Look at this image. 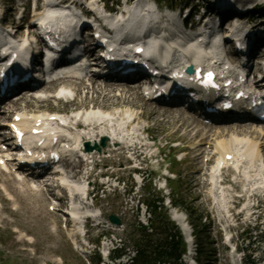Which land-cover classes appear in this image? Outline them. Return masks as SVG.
<instances>
[{
  "label": "rangeland",
  "instance_id": "1",
  "mask_svg": "<svg viewBox=\"0 0 264 264\" xmlns=\"http://www.w3.org/2000/svg\"><path fill=\"white\" fill-rule=\"evenodd\" d=\"M2 1L6 3V6L9 2H14V0ZM156 1H159L157 4L163 9L173 8L177 11L189 0ZM247 1L254 4L259 0ZM13 7L14 6H12V8ZM7 8L5 7L3 10ZM263 11L264 10H257L250 15L253 17L254 22L247 24L248 28H252L260 22L256 17L259 19L260 17L262 18L264 14ZM15 15L17 17V14ZM31 17L32 14L30 18ZM17 21L19 20L17 19ZM242 21L246 23L245 18L242 19ZM259 27L260 28L255 30L254 33L264 31V25ZM22 29H24V27L20 30ZM87 83H89V81H87ZM45 86H50V84ZM51 89V91H53L55 87L51 86ZM141 95L140 93V97ZM84 96L85 91H82L79 96V101H81ZM140 100L138 101V106L143 107L145 111L152 110L154 112L155 110V112H157L159 109L168 108L167 106L157 105L154 102L144 101L143 99L142 101ZM26 103L21 102L18 106H14L13 104L10 106L9 104L8 107H18L17 109L26 117L34 115V113L30 111H40L43 113V111L47 109L48 111L66 113L73 117L78 110L82 109L81 111H84L85 108H90L93 105L90 100L84 107H81V103V106L76 104V108L70 106V103H65L64 100L51 98L44 104L41 103L42 105L37 104L38 107L34 108V110H30ZM27 104L32 108L33 102ZM120 105L124 104L109 106L105 108L104 111H110L116 114L114 119L119 118L121 113H131L135 116L138 112L142 111L139 108H133L131 111H128L129 107L127 108V105ZM150 114L154 115V113L151 112ZM132 127H148L149 136L154 139V142H148V145L152 146L151 150H144L146 151L145 154H140L136 161H131V153L127 152L124 146L115 145L112 148L107 147L102 149L101 152L97 154V160L93 165H87L85 163V173L94 169V176L89 178L88 184L91 188L95 187L96 191L92 196V200L89 199L86 203L81 202V205L82 207L86 206V208H94L96 211L100 210L102 218L107 221L110 215H116L121 220L122 224L120 226L113 225L114 228H116L114 230H111L110 224L108 225L106 223L100 227L87 224L85 230H87L88 233L84 236L81 231L82 225H79V227L76 225L67 226L68 221L64 214L58 210H53V208H60L55 201H52L54 199V194L59 196L60 193L56 191L53 193V196L46 193L38 195L32 192V190L31 193H27V188L25 186L23 188V185L17 180L18 178H16L15 175L13 177H8L6 173L0 174V264H96L97 254L102 256L100 264H112L109 258L107 260L108 262H105L106 257L104 255L107 250H109L110 255H112L117 249H120L121 253L122 251L126 253L118 262H128V258L133 256L135 249V234L140 230V226L149 225L148 220L150 216L146 203L149 202L150 196L148 193L150 187H153L154 192H156L160 198L166 197L164 198L163 205L168 209L170 219L177 226L178 224L176 221L172 219L171 211L173 209L177 210V212L181 213L187 219V224L189 219L186 212H191L195 224L203 229L206 238L204 243H207L206 249L209 247L211 251L209 252L207 261H203L204 264L244 263L243 251L250 248L249 243L247 241L245 242V240L252 235L251 232H253V236L264 237V234H262L264 233V205L252 211L246 209L245 205L243 207L246 210L243 211V214L239 216V218L234 219L229 209H221L209 201L213 194V189H210L209 186L206 188L204 179H209V177H204L202 172L208 174L211 166H205V164L200 163V158L197 157L198 151H200L198 149L203 148L201 151H204L206 150L205 146L209 147V144L199 145L200 143H198L197 139L198 137H204L202 134H205L204 132H207V130L205 128L204 130L197 129L198 134H195V136L192 135L191 139L190 136L184 134V131L181 130L183 128H180V124L176 125V123L171 124L167 121L164 122L162 117L156 119L148 114ZM259 128H261V126ZM132 131L135 132L136 130ZM210 134L211 133H209V135ZM144 136L146 135H143V138ZM210 138L215 137L211 136ZM214 142L217 144L216 142H218V139L215 138ZM114 147H121L124 150L120 151L116 149V153L109 154L108 152L110 149H114ZM185 149H188L187 154L185 152L184 154L179 153L180 151H185ZM234 149L235 147L233 150ZM209 150L206 151L211 154L210 156H219L215 148L210 147ZM262 150L261 148V154ZM183 156H186V159L181 161ZM251 158L252 163L255 162L256 169L260 170L257 165L258 159L254 157V154ZM214 159L215 157L210 159L211 162ZM139 163H141V175L131 171V169L138 167ZM167 170H169L170 173ZM251 171L253 172L254 169H251ZM100 172H108L110 175L114 176L110 186L99 187L108 181V178L100 179L97 177V174ZM257 173L258 174H255V176L262 175V172ZM167 175L168 187L164 189V177ZM119 179L121 180V184L116 187V181ZM233 179L236 180V177H233ZM44 182L45 181H43V183ZM228 182L231 183V181H227L226 183ZM240 183L243 184L241 181ZM71 187L73 186L71 185ZM232 187L234 188V184H232V186H226V188L231 190L227 191V199L231 198L233 195H239V193L233 191ZM28 189H31V187ZM234 189L239 190L236 188ZM242 189L243 188L240 190L241 195L234 197L232 203L239 197L244 196V191ZM171 191L175 192L176 197L174 194H170ZM128 193H131L130 196ZM168 194H170L171 199L174 200L173 206L176 203H182L184 204V208L180 205L181 208L178 206H176L177 208L173 207L167 197ZM157 195L155 196L157 197ZM256 195L258 194H255L254 197H258ZM93 198L96 201H93ZM246 198L247 197L244 196L245 200H242L240 204H245L247 202ZM249 203L255 204L256 201L250 199L247 204ZM227 206L229 208L232 207L231 204H227ZM241 210L243 209L239 207L236 208V212ZM201 218L202 223L206 225H200L199 219ZM189 228L191 229L190 226ZM191 231L193 232V228ZM102 232L105 233L104 235L106 236L98 243V238L101 237ZM229 237L231 240H229ZM253 249L256 261H261L262 263L260 264H264V239L262 242L261 237H259L254 243ZM195 256L194 250L191 259L187 260L186 256H184V264L192 263V261L195 260Z\"/></svg>",
  "mask_w": 264,
  "mask_h": 264
},
{
  "label": "bare ground",
  "instance_id": "2",
  "mask_svg": "<svg viewBox=\"0 0 264 264\" xmlns=\"http://www.w3.org/2000/svg\"><path fill=\"white\" fill-rule=\"evenodd\" d=\"M21 1H25V0H21ZM224 2H226L227 0H222ZM239 1V0H237ZM259 1H264V0H259ZM47 3H52V0H46ZM215 2L219 5L220 2L216 1ZM239 2L241 3H246V5L248 4H253L250 3L247 0H240ZM56 2H53V4H55ZM57 4V3H56ZM215 4V3H214ZM157 6V2L154 0H137L136 3H134L133 5L129 6L128 8V13L127 14H133V15H138V14H144V18H142V21H147L151 19V14H155L156 12V7ZM16 7L14 6L11 9H6L5 12V16L9 15V13H12L13 10ZM94 8L96 7V4L94 5ZM257 9H259V6H257ZM261 9L264 10V8L261 7ZM59 16H61V14H74L73 10L69 7L66 9H59ZM260 10V9H259ZM127 12V11H126ZM238 12H233L230 10L226 11L224 10V14H228L229 17H231L233 14L235 15V17L238 16ZM264 12V11H263ZM126 14V13H125ZM264 17V14L262 16V18L260 17V19L258 17H256L260 22H258L256 24V26L252 27V31L258 30L260 27L259 26H263L264 25V20H262ZM253 18V17H252ZM8 20H10V18H8ZM209 24H213L214 28L217 26V23H215V20H209ZM233 20H230L229 22L226 23V26H230V23ZM8 23H12L14 25H16V27L18 29L25 27L27 22H16L14 19L10 20V22ZM30 23V22H29ZM163 23H158L156 25V27H162ZM57 28H59L57 26ZM180 29V28H179ZM240 30L242 31V34H244V29L241 28ZM19 31V30H18ZM239 31V30H238ZM251 32V31H249ZM156 36V33H153ZM189 35L186 34V32H182L181 37L184 41V45H181V47H184L183 50H185L187 52V54H189L190 56L193 57L194 61H201L204 62L203 59L204 56L201 55V52L203 50H201V48H199L198 46H196L197 48L193 49L192 47L195 46L193 40L189 41L188 37ZM224 38H218L217 37V41H221ZM242 41H245V39H247V45L248 47L253 50L255 48V45L257 43V41L261 40V43L264 44V38L262 39H252L251 38V33H249V36L245 37H241ZM175 46H178L177 44H174ZM171 47H173V44H171ZM218 47L214 48L212 51L211 50H207V52H205L207 55H209L210 53L216 54V57H214V59H216L217 61H219L220 59H222L218 53L217 50ZM206 49V48H205ZM216 61V62H217ZM170 68V66H168L165 70H168ZM167 75V72L165 71L164 76ZM116 79L113 80V77H111V79H100L99 77H95L89 80V83H87L86 81L80 82L75 84V90L77 91L78 94H81L82 91H85V96L84 98L79 101V97L78 99L71 101L70 102V106L76 107V104L81 103V107L86 106V103L89 102L91 100V103L93 104L92 107L90 108H85V110L88 112L89 110L93 109V110H99V111H104L105 108H108L109 106H113V105H117V104H124L127 105L128 111L134 109H140L142 110L141 112H138L135 116L132 115L133 120L128 122V128L127 129H123L122 131H120L118 133V135L120 136H124V137H136V135H139L138 133H143V135H149V129L148 128H138V127H132L135 123H139L140 120H142V118H145L146 115L148 114L149 116H151L152 118H156L159 119V117L163 118L164 122H168V123H176V125L180 124V128H183L181 130L184 131V134H187L188 136H190V138L192 139V135L195 136V134H198L197 129L200 130H204V128L207 130V132H204L205 134H202V136L204 137H198V143H200L199 145H207L209 144V147H206V150H209L210 147L215 148L216 152L218 155H212L209 154V152H207L206 150H203V148H200L198 150V156L200 158V163L205 164V166H208L210 164H213L216 159H220L223 163L224 166H227L228 162L225 160L227 155H231L232 153L234 154V158L237 157V155L234 153L233 148L243 144V146H245L244 148L246 149V153L245 155L249 157L250 159V164L244 163L245 166V170L248 173L251 174H255L258 171H264L263 168L260 167V165L258 164V162H261L264 164V127L259 128L260 126H256L255 124H247V123H232V120L230 119H225L221 122H219L218 125L211 124V125H204L200 120L198 115L194 114V111H190L189 109H183L180 107H176L175 105H163V106H167V109H159L157 112H154L152 110H144L143 107H139V100L142 101V99L144 101H146V97L144 96L143 92L142 95L140 97V90L135 89V88H128L123 84L117 83L115 81ZM30 86H28L29 88ZM87 88V89H85ZM19 90V88H17ZM15 89V90H17ZM51 90V85L50 86H45L44 84H38L36 87H31L30 91L25 92L26 95L25 96H21V94L15 95V97H19V100L12 102L14 104V106L20 105L21 102L23 103H31L32 104V108H30V106L26 103L27 107L30 110H34V108H37L38 105H42L44 104L46 101V99L44 98H38L39 94H45L47 92H49ZM117 93V95H116ZM23 94V93H22ZM65 95H67L66 93H64ZM21 96V98H20ZM80 96V95H79ZM33 100V101H31ZM89 100V101H87ZM150 101V100H147ZM42 103V104H41ZM88 104V103H87ZM124 105H120V106H124ZM98 107V108H97ZM80 108V107H78ZM160 108V107H159ZM195 109V108H194ZM78 110V109H77ZM82 110V109H81ZM48 111V109L46 110ZM80 111V110H78ZM34 113H39L38 111H31ZM154 113V115L150 114ZM106 113V112H104ZM191 113V114H188ZM156 114V115H155ZM116 117V114H113ZM42 115L37 114L33 117H36L37 119L39 118H43L41 117ZM120 117L117 118L116 121H118L119 123L121 122V120H124L123 118V113H121L119 115ZM71 122L70 124H74V119L73 117L70 118ZM37 122L36 119L33 120V122ZM32 122V121H31ZM26 123H30V120L27 119ZM2 124V119H0V125ZM25 124V123H24ZM200 124V125H199ZM223 124V125H222ZM229 125V126H227ZM76 127H80V129H82L83 131H85V133H87V135H90L91 138H93V136L97 135V137H100V133L105 132L108 125L106 122H102V123H86L85 121H80L78 123H76ZM121 128V127H120ZM122 129V128H121ZM132 130H136L135 133L131 132ZM5 131V130H4ZM116 132V130H115ZM2 133V131L0 132ZM209 133H211L209 135ZM108 137V142L109 145L107 146L108 148H110V144L114 142L115 138L110 135V133H104L102 135V137ZM211 136H214L215 138L218 139V142H216L217 144H215L214 140L215 138H210ZM139 137V136H138ZM3 138V137H2ZM119 138V137H117ZM140 142H138L137 144H134L135 146L132 148V152L134 153V155L139 158L140 154H144L145 151L144 149L146 148V150L148 149V143L145 139L143 138H139ZM203 139V140H202ZM119 140V139H117ZM116 146L119 144L118 141H115ZM239 147V146H238ZM262 150V154L260 149ZM116 149L123 151L124 149L121 147H114V150L112 151L113 153H116ZM196 150V149H193ZM188 149H185V153L187 154ZM210 151V150H209ZM215 152V153H216ZM112 153V154H113ZM97 154V153H96ZM208 154V155H206ZM254 154V157L256 159H258L257 165L260 168V170L256 169V165L255 162L252 163V158ZM213 157H215V159L211 162L210 159H212ZM207 159V160H205ZM205 160V161H204ZM106 161V160H105ZM62 166L64 172L71 178L74 180H80L82 178L85 179V173H84V166H85V161L83 159H79V160H64L62 162H59L57 167ZM250 167V168H249ZM251 169H254V171L252 172ZM18 172L13 173V172H8L6 173V175L8 177H13L14 174H16V177L18 176L20 178V183L27 188L26 191L28 190L27 193H31V189L30 188L33 184L36 186L35 189H39L36 190V192L38 195H41L42 193H46L48 195H53V192L57 189L55 186L56 180L55 178L58 177L57 173H55L56 171H54V169L51 168H46L43 169L41 168L40 172H45L47 174H50V180L45 182V183H41L42 179H44V177H41L40 172L39 173H35L37 172V170H28L25 169L24 167H19L18 168ZM35 171V172H33ZM89 173V172H88ZM204 177H209L207 173L202 172ZM1 175L4 174L3 171H1L0 173ZM263 174V173H262ZM92 176H94V173L91 174ZM202 175V176H203ZM236 176V180L233 179V177ZM203 177V179H204ZM222 185H227V186H232V184H234V188L239 189V190H235L233 187V191L239 193V195H233L231 198L228 199V203L232 205V207H228L229 208V212L232 213V216L234 217V219L239 218V216H241L243 214V211L248 209V210H253L255 208H260L262 205H264V187L260 188L261 190H256L255 192H253L251 195H248V192L245 191V184L244 181L242 180V175L241 173H239L237 175V173L234 170H226L223 172L222 176ZM258 177H255L254 179H257ZM206 182V188L212 189L211 187V183L209 182V179L205 178L204 179ZM227 181H231V183H226ZM243 182L242 183H240ZM31 183V184H30ZM38 183V184H37ZM264 181L261 182V184H263ZM110 182L108 183H104L103 185L99 186V187H106V186H110ZM244 185V186H243ZM62 185H58L57 187L64 189V187ZM241 188H243L242 190L243 195L246 196L247 198V202H249L250 199H253L254 201H256L255 204L249 203L247 204V202L245 204H240L242 200L244 199L243 197H239L238 199H236V201H234L232 203V199L234 197H238L241 195L240 190ZM225 191H231L230 189L226 188ZM33 192V191H32ZM255 194H258L256 196L258 197H254ZM229 197V196H228ZM257 199V200H256ZM58 200V199H56ZM67 200V197L63 196V198L59 199L58 202L60 203H65V201ZM96 201V200H95ZM210 202H212V198L209 199ZM235 203V204H234ZM246 205V209H244L243 206ZM242 208L243 210L236 212V208ZM227 208V207H226ZM74 214H76L75 212H73ZM241 213V214H240ZM255 213V212H254ZM240 214V215H238ZM172 218L174 221H176V223L180 226V228L182 229V231L185 234V237L187 238V240H189V251L187 253L186 259L189 260L192 257V244H193V240H190V238L192 237V231L189 228V225L187 224V219L179 212H177V210L173 209L172 210Z\"/></svg>",
  "mask_w": 264,
  "mask_h": 264
},
{
  "label": "trees",
  "instance_id": "3",
  "mask_svg": "<svg viewBox=\"0 0 264 264\" xmlns=\"http://www.w3.org/2000/svg\"><path fill=\"white\" fill-rule=\"evenodd\" d=\"M195 0H189L186 2V6H190ZM174 196L176 194L172 191ZM152 191H149V202L147 203V209L149 211V227L140 226V230L135 234V249L134 256H132L127 263H116L117 260L121 259L125 252L117 249L115 253L111 256V260L115 264H184L183 256L187 253V244L185 239L178 228V226L172 222L169 218L167 210L163 206V199L154 196ZM174 202V200H172ZM179 208H184V204H174ZM181 207H180V206ZM186 212V211H185ZM189 224L193 228V235L196 241L197 264H204L203 261H207L209 257L208 249H206V244L204 240V231L199 228L194 219L192 218L191 212L187 211ZM200 225L204 226L206 224L202 223V218L199 219ZM257 236H249L245 240L250 245L244 253V263L243 264H260L254 258L253 246L256 242ZM255 239V240H254ZM254 242V243H252ZM96 258V264H99L102 259L98 254Z\"/></svg>",
  "mask_w": 264,
  "mask_h": 264
},
{
  "label": "water",
  "instance_id": "4",
  "mask_svg": "<svg viewBox=\"0 0 264 264\" xmlns=\"http://www.w3.org/2000/svg\"><path fill=\"white\" fill-rule=\"evenodd\" d=\"M110 219L116 224H121V221L116 216H111Z\"/></svg>",
  "mask_w": 264,
  "mask_h": 264
}]
</instances>
